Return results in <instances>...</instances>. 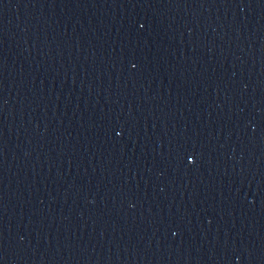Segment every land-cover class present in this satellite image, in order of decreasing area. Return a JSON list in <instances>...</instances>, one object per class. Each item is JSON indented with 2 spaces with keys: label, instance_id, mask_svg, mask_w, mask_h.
I'll return each mask as SVG.
<instances>
[{
  "label": "water",
  "instance_id": "1",
  "mask_svg": "<svg viewBox=\"0 0 264 264\" xmlns=\"http://www.w3.org/2000/svg\"><path fill=\"white\" fill-rule=\"evenodd\" d=\"M0 264H264V0H0Z\"/></svg>",
  "mask_w": 264,
  "mask_h": 264
}]
</instances>
